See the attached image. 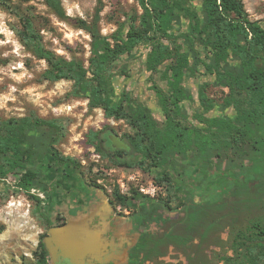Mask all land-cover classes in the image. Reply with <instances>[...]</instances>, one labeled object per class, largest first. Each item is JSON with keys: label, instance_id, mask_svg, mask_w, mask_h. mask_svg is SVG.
<instances>
[{"label": "rangeland", "instance_id": "1", "mask_svg": "<svg viewBox=\"0 0 264 264\" xmlns=\"http://www.w3.org/2000/svg\"><path fill=\"white\" fill-rule=\"evenodd\" d=\"M186 1L203 16V0ZM61 2L66 12L65 17L58 16L45 0H0V118L35 113L41 118L58 121L64 129L55 143L56 148L64 156H72L79 162L77 169L68 163L51 169L43 168L40 171L42 184L30 191L19 187L12 179L1 184L0 264H35L49 230L57 227L49 218L46 202L41 203L38 194L44 188L43 184L47 183L50 192L57 189L52 196L49 213H61L70 218L58 227L69 225L71 220L75 224H81L82 221L88 223L84 218L86 211L92 210L99 214L107 196L115 210L126 215L128 210L117 203L115 192L131 195L140 184L155 182L164 186L158 192L159 197L168 200L174 209H179L185 201V194L191 190L190 185L186 187L181 183L177 167L172 162L165 168L157 169V174L139 166H117L107 156V151L117 147L131 148L130 143L123 138L127 134H133L134 128L126 120L107 118L100 107L91 108L88 98L73 96V81L45 79L43 73L48 67L46 60L39 59L30 52L17 34V29L22 27L21 17L24 14L31 15L47 48L68 59L81 60L88 67L92 38L81 27V20L96 23L101 33L114 43L115 34L125 36L131 24L139 25V16L143 13L139 0ZM243 2L249 17L252 20L260 19L264 24V0ZM152 34L153 39L138 43L112 65L111 72L117 91L126 92L137 103L144 105L157 121L158 127L165 129L168 120L162 94L171 89L168 78L173 72L169 67L176 64L177 53L180 51L187 55L189 63L183 68V99L176 113L177 118L183 124L200 128H204L206 122L214 117L234 118L235 108L226 103L229 88L217 84L214 73L208 67L213 54L207 38L194 31L184 16H175L166 32L160 30ZM168 105L171 106L170 103ZM91 129H113L121 138L112 136L108 145L102 146L100 152L88 142L87 134ZM235 150L228 147V155L214 159L209 171L198 167L202 184L209 181L207 175H210L214 177L216 184L208 182L209 188L214 192L220 188L224 183L221 182V174L230 163L237 162L235 158L238 154ZM245 162L249 163L250 160ZM166 172L176 179V188L167 179ZM136 173H139V179L130 181L129 175ZM50 177L53 180L48 182ZM123 182L127 187L125 191L121 186ZM261 185L264 184H251V189L256 190ZM216 196L217 194L211 195L212 198ZM208 197L209 194L202 191L196 199L203 202ZM180 214L182 216L183 212L180 211ZM259 221L264 227V209L256 207L245 209L238 224H233L226 218L215 228L212 240L206 244L209 254L206 264H227L226 257L246 264L243 262L250 258L247 257L246 250L252 245L250 242L254 236L247 227ZM163 229L165 230V226ZM241 229L246 239L244 244L238 239ZM261 244L264 242L256 247H262ZM168 253L161 264H200L196 258L189 262L180 248H169ZM258 256L261 255L257 253L255 258ZM51 261L50 258L49 264Z\"/></svg>", "mask_w": 264, "mask_h": 264}, {"label": "trees", "instance_id": "2", "mask_svg": "<svg viewBox=\"0 0 264 264\" xmlns=\"http://www.w3.org/2000/svg\"><path fill=\"white\" fill-rule=\"evenodd\" d=\"M45 1L58 16H66L61 0ZM139 2L143 8L139 25L131 24L125 36L115 34L114 43L101 33L96 23L81 20V27L92 38L88 67L81 60L68 59L47 48L31 15L21 17L22 27L17 29V34L30 52L46 60L45 79L73 81V96L88 98L91 108L100 107L107 118L126 120L134 128L133 134L123 138L131 148H110L107 151V156L117 166H139L157 174V169L172 162L182 171L184 181L193 180L201 185L202 180L194 174L196 167L199 165L209 171L214 159L228 155V147L236 149L238 163H230L221 174L224 183L218 188L217 196L203 202L191 200L186 208V218H182L170 232L156 231L153 234L147 229L153 222L161 225L168 221L166 207H170L166 202L155 201L141 193L140 185L131 195L115 192L118 204L136 211V222L141 231L138 248L133 250V256L139 261L130 264H161L169 255L171 244L182 249L188 261L196 258L200 264H206L209 255L206 244L212 240L218 225L226 218L238 224L245 209H264V189L252 190L248 186L249 182H264V24L260 19L249 17L243 0H203V16L186 0ZM175 16L187 18L192 29L207 38L213 54L208 67L217 84L229 88L226 103L235 108L234 118L214 117L204 128L183 124L177 118L183 99V68L189 63L187 55L180 51L176 64L169 67L173 72L168 78L171 89L162 94L168 120L165 129L158 127L144 105L126 92L117 91L112 65L138 43L153 39V32H166ZM63 129L58 121L41 118L35 113L0 118V186L12 179L19 187L30 191L42 184L40 171L44 166L51 167L58 162L77 169L78 160L64 156L55 146ZM112 136L121 138L113 129H91L87 139L101 152ZM247 159L251 161L250 165L246 164ZM166 177L175 182L170 173L166 172ZM207 177L211 178L210 175ZM206 191L212 195L209 188ZM247 230L254 236L250 242L252 245L246 250L250 258L243 263L264 264V244L256 247L264 242V227L259 221L252 223ZM240 231L238 239L244 244L245 235L242 229ZM257 253L261 256L255 258ZM49 261V251L42 243L35 264H49ZM227 261V264L241 263L229 257H226Z\"/></svg>", "mask_w": 264, "mask_h": 264}, {"label": "flooded vegetation", "instance_id": "3", "mask_svg": "<svg viewBox=\"0 0 264 264\" xmlns=\"http://www.w3.org/2000/svg\"><path fill=\"white\" fill-rule=\"evenodd\" d=\"M117 148H119V147H117ZM59 164L60 163L57 162V163H54V165L51 167H49L47 165V166H44L43 168L47 167V168L51 169V168H54L56 165H59ZM246 164L250 165L251 161L249 163H246ZM198 167L201 168V166L198 165L196 167V171L194 172V174H195V176H197V179H199L201 181L202 178L200 177L199 172H197ZM235 171H240V169L235 168ZM177 173L180 175V178L183 181V182L181 181V183H184V185L186 187L188 185H190L189 188H191V190H189V192H188L189 195L185 194L186 195L185 201L179 207V209H174V207L171 205L170 202H168V200L161 199L159 197V193H157L155 197H151L155 201L166 202L168 204V206L170 207V208L166 207V216L169 217V219L166 223L160 225V224H157L156 222H153L147 228L153 234L156 231L162 232V231L166 230L167 232H170L171 230L175 229L177 227V223H179V221L182 218H186V216H187L186 208H187V205L190 203V201L193 200V201L198 202L196 199V196L198 194L202 193V191H206V189L209 188L208 182H213L214 184H216V182H214L215 180H214L213 176H211L209 181L207 180V183L200 185V183L198 184L197 181H193V180L184 181L183 176L181 175L182 171L180 170V168L177 169ZM52 180H53V178L50 177L49 180H47V181L49 182ZM56 182H57V180H56ZM260 183L264 184V182H262V181H259V182L257 181V182H249L248 186L251 188V184L257 185ZM89 184H91V183H89ZM176 184L177 183H176V179H175V182L172 181V185L174 186V188H176ZM43 185H44V188L38 193L40 198H41V203L46 202V205L48 207L49 218L52 222H55V225H57V227L64 225L67 221H69L70 218H66L61 213L57 214V215H52L49 213L50 208H51V204H52L51 203L52 202V196H53V194H55L57 192L56 187H55L56 190L54 192H50V190L47 189V183L43 184ZM91 185H94V184H91ZM96 186H98V185H96ZM215 187H218V185H216ZM162 188H164V186H162ZM258 188L264 189V185L258 186ZM210 192H211V194H213V193L218 194V189L216 190V192H214L212 190ZM208 198H212V197L209 195ZM207 199H205V200H207ZM105 202H107V203H105ZM105 202H103L104 207L102 208V210L99 214L94 213V211H92V210H87L86 211L87 214L84 216V218L87 219L88 222H91L94 231H97V234L100 238V246L101 247H100V251L96 254L95 257H86L82 264H130L131 262H138L139 258L137 256H133V250L138 248V241H139V238L141 235L140 227L138 226V224L136 222V217H137L136 211L132 208L125 207L128 210L127 211L128 213L126 215L119 214V212H117L115 210V208L113 207V204H112L109 196L106 197ZM180 211L183 212L182 216L180 214ZM105 216H107L109 219L111 218V222H114L115 226H116V224L118 226H120V234H118L119 229H114V228H116L115 226L111 228L112 229L111 231H108V232L103 231V229H104V225H103L104 224V218H106ZM118 223H120V224H118ZM164 226H165V230L163 229ZM113 229H114V231H113ZM116 230H118V232ZM105 238H107V240L109 241V244L106 242ZM169 248H175V246L171 244V245H169ZM164 259H165V257H164ZM149 262L150 261H147V263H149ZM51 263L52 264H74L69 258H65L62 255L59 256L58 260H56V261L52 260Z\"/></svg>", "mask_w": 264, "mask_h": 264}, {"label": "water", "instance_id": "4", "mask_svg": "<svg viewBox=\"0 0 264 264\" xmlns=\"http://www.w3.org/2000/svg\"><path fill=\"white\" fill-rule=\"evenodd\" d=\"M86 221L71 223L64 227H53L45 238V245L53 261L59 256L69 258L74 264H82L86 257H95L100 251L97 231H90ZM59 233H65V242L58 241Z\"/></svg>", "mask_w": 264, "mask_h": 264}, {"label": "built area", "instance_id": "5", "mask_svg": "<svg viewBox=\"0 0 264 264\" xmlns=\"http://www.w3.org/2000/svg\"><path fill=\"white\" fill-rule=\"evenodd\" d=\"M128 179L130 181H133V180H136L139 179V173H136V174H130ZM123 190L125 191V189L127 188L126 185H125V182H123L121 184ZM162 189V186L155 183V182H151L149 183L148 185L146 184H140L139 186V190L141 193L145 194V195H148L150 197H155L156 194Z\"/></svg>", "mask_w": 264, "mask_h": 264}, {"label": "crops", "instance_id": "6", "mask_svg": "<svg viewBox=\"0 0 264 264\" xmlns=\"http://www.w3.org/2000/svg\"><path fill=\"white\" fill-rule=\"evenodd\" d=\"M106 218H104V229H103V231L104 232H108V231H111L112 229V227H114L115 226V224H114V222H111V218L109 219L107 216H105ZM118 224H120V223H118ZM86 225L87 226H85V224H84V226L88 229V230H90V231H94V229H93V227H92V224H91V222H88V223H86ZM116 228H114V229H119V232H118V230H116L117 232H118V234H120V226H118L117 224H116V226H115ZM114 229H113V231H114ZM115 236V235H114ZM65 237H66V234L65 233H59V235H58V241H63V242H65ZM106 239V242L109 244V241L107 240V238H105Z\"/></svg>", "mask_w": 264, "mask_h": 264}]
</instances>
